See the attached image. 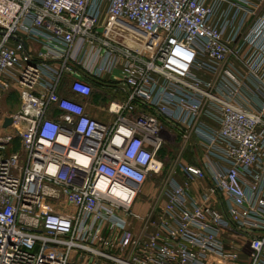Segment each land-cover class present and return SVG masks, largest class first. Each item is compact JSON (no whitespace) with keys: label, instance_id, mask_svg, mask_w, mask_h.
<instances>
[{"label":"built area","instance_id":"2783aa9c","mask_svg":"<svg viewBox=\"0 0 264 264\" xmlns=\"http://www.w3.org/2000/svg\"><path fill=\"white\" fill-rule=\"evenodd\" d=\"M118 24L146 36L144 50L109 37ZM85 52L91 77L121 71L127 98L110 103L111 123L59 94L70 77L68 92L91 96L74 67ZM9 87L0 264H264V0H0ZM177 143V159L159 157ZM190 147L201 164L180 166ZM164 171L152 210L134 211Z\"/></svg>","mask_w":264,"mask_h":264},{"label":"crops","instance_id":"0c3cea01","mask_svg":"<svg viewBox=\"0 0 264 264\" xmlns=\"http://www.w3.org/2000/svg\"><path fill=\"white\" fill-rule=\"evenodd\" d=\"M114 38L117 37V39L121 40V42H123L124 44L127 45H131L134 46L136 43L133 42L131 39H128V37L124 36H115L112 35ZM132 41V42H128V41ZM25 46L27 48V50L33 55L35 56V54H37L40 51V46L33 42V41H26L25 42ZM94 62L92 61V56L89 52H85L83 54H80L78 59H77V63H75L74 67L77 70L78 73H80L81 75L84 76V79L86 81H88L92 87H93V92L91 94V96H89L88 98L82 99L76 95L71 94L70 92L67 91V86L68 83L71 81L72 78L67 77L65 78V82L63 83V85L61 86V88L59 89V94L63 95L65 97H68L70 99L82 102L85 105V111L86 113L98 120L99 122L102 123H111L113 118L112 115H110V113L108 112V107L110 105L111 102H115V103H122L126 100L127 98V93L125 92V87L123 85V83L121 82L122 80V75H121V71L120 69H115L112 73H105L102 74L100 77L98 78H93L91 77V75L89 74L88 70L91 71L92 70V66H93ZM87 72H86V71ZM110 99L107 105H104L103 102L106 99ZM58 114L57 111L53 112V117H56ZM3 116H9L6 114H1ZM172 152L175 154L174 155V160L178 158L179 154H180V148H179V143L175 144L174 146H165L164 149L160 152V154L162 153V155L164 156L165 154H169L170 158L172 159L171 155ZM189 153V155L192 157V161H190L189 159H186L187 154ZM202 162V158L199 154V152L196 151V149H193L192 147L188 148L185 150V152L181 155L180 159H179V163L180 166H184V165H199ZM161 185L159 186L160 188L156 191L153 192V194L155 193V195H157L156 197L153 196H146V200L142 199L141 195L144 196V187L142 189V192L140 194H138V196L136 197L135 203L133 205V210L142 214V215H146L149 211L152 210V208L154 207L157 198L159 196L160 190H161ZM205 189V184L202 182H198L195 186H193V190L196 191H200ZM65 212L68 214H72L73 210L72 209H65ZM140 223H136L134 224L135 228V232H137L138 228H139ZM133 226V227H134ZM134 232V233H135Z\"/></svg>","mask_w":264,"mask_h":264},{"label":"rangeland","instance_id":"374dc122","mask_svg":"<svg viewBox=\"0 0 264 264\" xmlns=\"http://www.w3.org/2000/svg\"><path fill=\"white\" fill-rule=\"evenodd\" d=\"M116 26L125 27V28L130 29L129 27H127L126 25H123V24H118ZM123 33H125V35L127 34L125 31ZM138 39L140 41L142 40L143 42H145V40H146L142 34L139 36ZM128 42H132V41L129 40ZM109 100L110 99L107 98L103 102V104L107 105ZM18 106H19L18 91L16 90V88L9 87L7 90H1L0 89V113L1 114L12 115L18 110ZM19 150H20V146H19L18 139H15L12 142V144L6 149L5 155H8L11 152H15V151L17 152ZM172 154L173 155H171V157H172L171 160H174L175 154L173 152H172ZM159 157L163 158L162 153L160 154ZM186 159H189L190 161L193 160L192 157L189 155V153L187 154ZM167 165H169V164H166V167H167ZM165 174H166V172L164 171V173L160 176L151 175L148 178V182L145 184V187H144V192H145L144 196L141 195L142 199L146 200L147 199L146 196H148L150 194H151L150 196H153V197L157 196V195H155V193L153 194V192H156L160 188L159 186L163 182ZM201 182L205 184V182H203V180ZM249 254H250V250L248 247H246L244 250V255L248 256ZM89 259H90V255H88L86 257V259L83 261V264H88Z\"/></svg>","mask_w":264,"mask_h":264},{"label":"bare ground","instance_id":"6f19581e","mask_svg":"<svg viewBox=\"0 0 264 264\" xmlns=\"http://www.w3.org/2000/svg\"><path fill=\"white\" fill-rule=\"evenodd\" d=\"M123 25H125V24H123ZM127 27H129V26H127ZM129 28L130 29L125 28V27L116 26V27H114V29L110 30V32L108 33V36L111 37L112 39H114L115 41H120V42H121V40L117 39V37L114 38L112 35L122 36V37L126 36V37H128V39H131L133 42L136 43L134 46L130 45L131 48L136 49V50H144L145 42H143L142 40L140 41L138 39L142 33L138 32L137 30H135L131 27H129ZM124 31L127 33L126 35H125V33H123ZM144 38L147 39L146 36H144ZM115 195H116V198L125 199V200L129 199V197H130L126 192H124L121 189H117L115 191Z\"/></svg>","mask_w":264,"mask_h":264},{"label":"water","instance_id":"95a60500","mask_svg":"<svg viewBox=\"0 0 264 264\" xmlns=\"http://www.w3.org/2000/svg\"><path fill=\"white\" fill-rule=\"evenodd\" d=\"M12 123V119L9 117H6L3 122V128L8 127Z\"/></svg>","mask_w":264,"mask_h":264}]
</instances>
